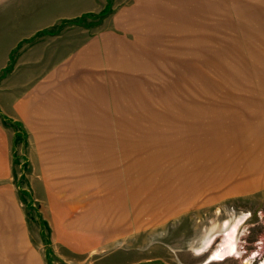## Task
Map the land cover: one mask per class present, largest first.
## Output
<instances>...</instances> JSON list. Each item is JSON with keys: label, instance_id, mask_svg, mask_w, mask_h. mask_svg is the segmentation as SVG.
<instances>
[{"label": "rangeland", "instance_id": "374dc122", "mask_svg": "<svg viewBox=\"0 0 264 264\" xmlns=\"http://www.w3.org/2000/svg\"><path fill=\"white\" fill-rule=\"evenodd\" d=\"M42 28L58 31L53 36L36 35L34 31ZM20 37L30 38L13 51L18 74L55 70L57 58L79 57L98 43V50L96 45L92 54L82 55L89 61L77 65L76 71L77 76L101 82L99 86L108 91L106 111L111 117L116 113L119 120L113 133L123 144L119 179L125 184L120 214L124 225L121 234L92 250L76 251L57 240L47 200L40 192L36 147L29 144L32 138L24 128L14 138L17 127L8 124L15 163L12 177L0 179V192L9 194L17 213L7 215L12 220L6 227L8 235L0 227V252L11 247L19 252L20 240L28 238L43 264L48 252L52 264L264 261V0H0V44ZM21 52L28 61L42 60L21 67ZM196 142L206 147L202 154L201 147L191 153L203 163L194 170L213 175L212 182L191 193L187 205L179 204L160 219L146 220L149 215L141 216L132 200L138 186L146 192L141 194L146 202L147 194L171 180L162 170L186 163V157L172 152L177 155L180 147L187 149ZM170 157L178 161L171 162ZM74 163L84 169L86 162ZM157 164L162 169L153 179L149 172L152 175ZM97 165L101 170L110 163ZM141 175L144 181L138 180ZM103 176L115 178L118 173L110 169ZM148 176L158 182L145 184ZM133 177H137L135 187L130 182ZM254 179L258 181L251 183ZM163 191H158L159 196ZM87 192L77 193V200L86 201ZM2 206L0 201L1 218L6 214ZM57 211L62 213L59 204ZM243 215L246 218L235 234L239 254L208 262L221 242L224 221L231 223ZM63 234L85 242L79 234ZM254 250L258 254L248 258ZM23 254H18V264H26ZM9 261L3 259L2 264Z\"/></svg>", "mask_w": 264, "mask_h": 264}, {"label": "crops", "instance_id": "0c3cea01", "mask_svg": "<svg viewBox=\"0 0 264 264\" xmlns=\"http://www.w3.org/2000/svg\"><path fill=\"white\" fill-rule=\"evenodd\" d=\"M43 29H37L34 32L36 35L53 36L57 34L38 33ZM30 37H20L16 40L15 38L6 39L0 44V72L10 63V58L13 62L12 67H17V61L15 62V59L13 61L12 51L17 49L18 44L27 41ZM92 42L93 40L89 42V45ZM96 45H91L87 50H83L79 57L74 54L73 58H71L72 56L63 59L57 58L54 65L58 67L55 70L48 67L43 72L35 73L34 71L24 72L21 69L22 71L18 74L15 68H11L12 70L8 71L0 80V113L12 120L19 121L28 132L29 138H32L29 144L31 147H36L37 170L40 174L38 179L41 180L39 183L40 192L47 200L55 238L76 251L92 250L100 244L108 243L110 237L116 233H122L119 232V229L124 225L120 214L124 210L125 191H119L118 188L111 191L110 186L99 190L98 184L95 183V177L107 174L110 169H113L116 174L118 173V178L122 174L119 163L123 157V153H121L123 144L117 138L118 133H113V130L116 131V124L119 120L117 122L116 113L111 117L106 111L108 107L106 93L108 91L99 86L101 82L92 81L91 77L77 76L76 71L77 65L85 66V62L89 61L82 55L92 54L93 47ZM24 55L26 54L22 55L21 52L19 59L21 67L42 60V58H32L28 61ZM99 61L100 59L97 58L95 62ZM101 95V105L89 108L88 98L96 97L98 99ZM108 118L113 120L114 124H110ZM98 119L103 121L98 122ZM9 128L10 126L5 125L0 118V179L12 177V136ZM86 145L88 146L86 147ZM92 145L94 149H91ZM80 159H85L87 162L110 163L109 167L103 165L101 170L98 168V170L90 172V178L94 184L91 185L90 190H87L88 192L86 191L88 193L86 201L85 199L77 200V193L73 189L62 186L65 179L72 180L71 183L76 180L73 172L71 174L62 171V164L68 163L70 167V163L81 161ZM91 173L94 175L92 176ZM107 189L109 190L107 191ZM116 193L122 196L123 205L114 203L112 208L107 207L105 215L99 213V209H96L98 208L96 200L98 201L101 196H114ZM88 195L91 197H87ZM8 196V193L4 195L3 191L0 192V201L5 205L1 209L6 211L4 217L1 218L0 215V227L4 229L5 235H8L6 227L10 220L7 215L9 217V213L13 210L16 212L13 200ZM53 197L56 198L62 209L60 215H58L55 201L52 200ZM74 209H79V211L74 212ZM80 214L86 218L79 219ZM65 232L70 235L72 232L79 234L85 242L73 237H65L63 234ZM7 239L12 243L8 237ZM22 246L25 250H20ZM20 247L19 252L13 251L12 247L9 252H0V264L6 258L10 260L6 264H18L19 253H21L20 257H25L24 254L22 256V253H25L26 264H43L39 252L30 247L28 238H25L24 242L20 240Z\"/></svg>", "mask_w": 264, "mask_h": 264}, {"label": "bare ground", "instance_id": "6f19581e", "mask_svg": "<svg viewBox=\"0 0 264 264\" xmlns=\"http://www.w3.org/2000/svg\"><path fill=\"white\" fill-rule=\"evenodd\" d=\"M87 55H88V53H87ZM88 101L89 102H87L88 103L87 105L89 106V108H91V109L96 108V106L101 105L102 95L98 99L96 97H91V99L88 98ZM97 121L102 122L103 120L100 121L98 119ZM195 144H198V143L196 142ZM87 146L88 145H86V147ZM198 147H201L200 148L201 149L200 154H202V152L204 151L206 146L204 144L202 145L201 143H199L198 145H189V146H187V149L185 147H180L181 152H177V155L175 152H172L171 155H173V156L177 157V156L181 155V158L186 157V159H185V160H187L186 163H184L183 165L181 164V165H179V167L173 168L172 170L167 169V168H166V170L165 169L162 170V171H165V174L167 175V179L171 178V180L170 181L168 180V182H167V180H164L163 181L164 184L161 188H158V189L156 188V190L155 191L153 190V192L150 191L151 193L147 194V196H149V200H147L146 202H143V198L141 196V194L145 195L146 192L140 190V188H142V187H140L141 185L138 186L137 192H135L132 196V200L135 202L136 206L138 205L137 211L139 210L138 213L141 216L146 215V214L149 215L146 220L153 221L156 219H160L163 214H164L163 216H165L168 213L172 212V210L178 208L179 204L187 205L188 204L187 202L189 201L188 198L192 197L191 193L198 192L201 189V187L204 186V184L206 182H212V178H213L212 176L213 175H209V174L203 175V174L199 173L198 171H196L198 169L197 165L202 164V167H203V163L201 161H199V163H198V160H196L197 156H193V157L191 156V153L192 152L195 153L196 152L195 149H197ZM91 149H94L93 145H92ZM206 151H208V150L206 149ZM176 157L175 158L170 157L169 161L177 162L178 160L174 161V160H176ZM83 158H85V157H83ZM80 160L86 162L84 169L83 168L79 169L78 167H76L75 166L76 163H74V162L70 163V167L69 166L62 167V171H69L71 174L73 172L75 174V177H76V180L72 183L65 181L68 183L67 185L62 182V186H65L67 188H71V190L73 189V191L75 193H79V194L86 192L87 190L92 188L91 185L94 184V182L90 178L91 176L89 175V173L94 172L95 168H97L96 170H98V168H100V166L97 165V163H99V162H87V160H85V159H80ZM185 160H182V161H185ZM173 167H174V165H173ZM195 167H196V170H194ZM200 168H201V165H200ZM92 169H93V171H92ZM158 169H162L159 164H157L155 166V168L153 169L154 172L152 171L153 172L152 175H151V172H149V175L152 176V178L158 177V173H159V171L157 172ZM77 170H78V172H77ZM207 170L208 169H206V171ZM143 172H146V170ZM168 172H169V174H168ZM86 175H88V176L86 177ZM152 178L148 176L147 182H145V184H147V183L149 184L151 181H153L152 184H155L158 182V181L153 180L154 178L153 179ZM174 178H177V179L174 181ZM135 179L137 180V177H135V178L133 177L130 180V182H132L133 187L136 186V184H134ZM139 179H143V181H144V178H142V175L140 176V178L138 177V180ZM254 181H258V180L254 179L251 183H255ZM95 183L98 184L97 188L101 189V190L109 188V186H110L111 191L115 190L117 188L119 189V191H125V188L123 187V185H125L124 180L119 179L118 176H116L115 178H109V179L104 178V176H99L98 178L95 177ZM137 183H139V181H137ZM100 184L102 185V188H101ZM126 184H128V183H126ZM139 184H141V183H139ZM133 187H132V189H133ZM157 187H158V185H157ZM168 188H173V191L170 193H166V189H168ZM108 190L109 189H107V191ZM161 190H164L163 195L159 196L160 193L158 191H161ZM114 200H115V202H114ZM122 200H123L122 196L118 193L114 194V196H111V195L104 196L102 198H99L98 201L96 200V203L98 206V208H96V209H99V213L101 212L102 214L105 215L107 212V207L112 208V206H113L112 204H114V203H116L118 205L119 204L123 205ZM141 201L143 203H141ZM184 201H186V202L184 203ZM174 203H176V204H174ZM244 218H246L245 215L236 218L231 223L224 221L223 224L226 227V229H225V231H223V236H222L221 242L211 252V254L207 260L208 262L213 261V260H222L228 256H233V255L239 254V250H238V247L236 244L235 234H236V230H237L239 224L241 222H243ZM257 254H258L257 250L251 251L250 254L248 255V258L254 257ZM245 262L247 263L248 260L246 259ZM260 264H264V261H262Z\"/></svg>", "mask_w": 264, "mask_h": 264}, {"label": "trees", "instance_id": "16d2710c", "mask_svg": "<svg viewBox=\"0 0 264 264\" xmlns=\"http://www.w3.org/2000/svg\"><path fill=\"white\" fill-rule=\"evenodd\" d=\"M57 31H58V29H55V30H51V29H43V30L38 31V33L56 34ZM13 51H14V50H13ZM13 51H12V52H13ZM11 67H12V60H11V58H10V63H9L5 68H3V70H2V72H1V74H0V78H2L4 75H6V73H7L8 71H10ZM0 117H1V119H2V122H3L5 125L10 124V125H14V126L17 127V129L14 131V132H15L14 138H16V136L18 135L19 132H23V131H24L23 126H22V124H21L20 122H18V121H16V120H11L10 118H8V117H6L5 115H3L2 113H0ZM25 134H26V133H25ZM13 161H14V163H15V159H14ZM20 193H21V194H25V191L22 190V191H20ZM47 242H48V241L45 242V239H44V243H47ZM46 249H47V251H48V248H46ZM45 258H46V264H50V263L52 264V261H50V259H49V252H48V254H46V257H45Z\"/></svg>", "mask_w": 264, "mask_h": 264}]
</instances>
